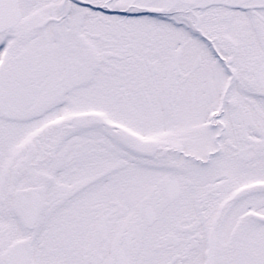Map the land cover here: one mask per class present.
<instances>
[{"label":"snow or ice","instance_id":"6c2138e0","mask_svg":"<svg viewBox=\"0 0 264 264\" xmlns=\"http://www.w3.org/2000/svg\"><path fill=\"white\" fill-rule=\"evenodd\" d=\"M0 264H264V0H0Z\"/></svg>","mask_w":264,"mask_h":264}]
</instances>
